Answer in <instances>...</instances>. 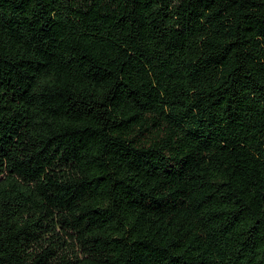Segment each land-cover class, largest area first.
Here are the masks:
<instances>
[{"label": "trees", "instance_id": "obj_1", "mask_svg": "<svg viewBox=\"0 0 264 264\" xmlns=\"http://www.w3.org/2000/svg\"><path fill=\"white\" fill-rule=\"evenodd\" d=\"M0 264H264V0H0Z\"/></svg>", "mask_w": 264, "mask_h": 264}]
</instances>
